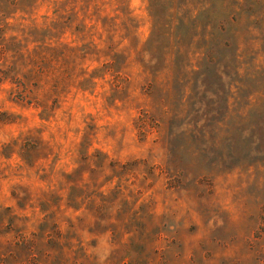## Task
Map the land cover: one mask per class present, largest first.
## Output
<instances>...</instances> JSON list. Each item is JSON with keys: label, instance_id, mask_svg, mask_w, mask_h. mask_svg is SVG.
Wrapping results in <instances>:
<instances>
[{"label": "rangeland", "instance_id": "1", "mask_svg": "<svg viewBox=\"0 0 264 264\" xmlns=\"http://www.w3.org/2000/svg\"><path fill=\"white\" fill-rule=\"evenodd\" d=\"M0 264H264V0H0Z\"/></svg>", "mask_w": 264, "mask_h": 264}]
</instances>
